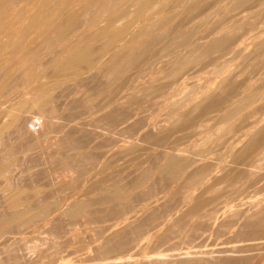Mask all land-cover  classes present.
<instances>
[{
	"label": "rangeland",
	"instance_id": "374dc122",
	"mask_svg": "<svg viewBox=\"0 0 264 264\" xmlns=\"http://www.w3.org/2000/svg\"><path fill=\"white\" fill-rule=\"evenodd\" d=\"M209 1H211V3L214 2L212 0H209ZM224 2L225 0L215 2L213 5V8L217 7L216 5L222 6ZM222 10L223 9L221 8L220 10L221 13H222ZM220 14L217 11L215 14L211 15L210 19L216 22L215 18H217L219 15L220 18L219 17L217 18V22H218V20L223 19L221 18L222 14L221 15ZM213 15L216 17H214ZM223 15H226V14L224 13ZM200 19L201 17H198L195 20L188 22L186 24L185 26L186 29L183 28V32L177 35L175 40H173L174 47H176L175 45H177L179 41L181 42L182 39L186 38L189 35H190L189 36L190 38L192 37L191 39H195V37L204 35V32H206L205 30H208L207 29L208 25L207 23L206 24L201 23ZM190 29L192 30V32L189 31ZM186 30L188 31V33H190L189 35H186L187 33ZM157 39H160V38L158 37ZM162 42L157 43L155 45L154 49L158 55L157 57L155 56L156 58L152 57L151 60L154 59L155 63L153 67H155L156 69L159 70L163 66L164 67L166 66L165 67L166 69L163 68L157 71L154 68L153 70L157 72H156V75H154L155 74L154 72L152 78H150L151 74L148 69H147V72L145 71L146 69L139 70L140 72L139 79L141 78L140 81L142 83L145 82L144 81L145 79L147 80L146 81L147 84L148 82L150 83L155 82L156 85L159 83L163 84L164 81L165 82L170 81V78L167 76L165 78L164 74L166 73L167 75V72L170 70L171 65L175 63V62L172 63L174 59L173 56H175V54L177 55L180 51H182L181 50L182 47L180 46L181 49H179V47L178 49L174 48L173 42H172L171 44H169L172 46L168 45L167 49L168 50L172 49L171 50L172 52L174 50L177 53L175 52L167 53L168 51L166 52V49H164L163 51L162 48H159V47H163ZM164 53H167V54H164ZM159 54L162 56V58L159 57L160 56ZM168 58H172L171 59L172 61L169 62L171 65L168 64L166 61ZM236 59L237 60H234V62L231 63L230 71H232V69L236 67L237 68L239 67L240 70L242 69L241 67H242L243 61L241 62V60L243 59L240 57ZM239 60L240 62H238ZM236 61H237V64L239 63L237 66H236ZM206 62H207V59L205 60L204 63ZM214 63L207 62L205 65L200 62L199 64L191 65V70L189 67V69L185 71L187 72L190 70L189 72L184 74L185 76L184 80L180 79L178 80V83L174 82L168 85L166 84L167 82L164 83L166 84V87H167V88L165 87L166 89H163L161 91V92H164V94L160 92L157 94H153L154 96L156 95L155 97L152 95L150 97L149 96L144 97L143 95H140L139 93V96H137L138 98L135 101L130 102V103H124L123 101L119 102V100L117 101L116 99L114 101L113 100L111 101L110 91L114 90V93H116L115 91H116L117 84L114 82L111 84V86H108L107 84L108 77L105 76L104 74L95 73L97 75H95L96 77H93V79L91 78L89 79V77L93 74L92 72L91 74L90 73L83 74L81 75V77L80 76L78 77L80 80L77 77H76L77 79L71 80V81L76 80V82L74 83L73 82L71 83V81L68 82L69 80L67 81V79H63V81L66 80V82L68 83L64 84V82L62 81L63 82L62 84V82L59 81L62 87L59 83L58 87L59 86L60 87L59 88L56 87V90L54 89L55 91L53 93V97L54 98L56 97L55 99L53 98V101L55 102H54V105L53 104L52 105L54 106L56 110V111L54 110L53 112L56 113L57 115L54 113L53 114L51 113V116L52 117L54 116L53 117L54 119L46 118V121H45L46 124H48V122H53L52 124L53 126L57 128L58 131L56 132H59L58 134L56 132H55L56 134L53 132L52 133L50 132L52 135L49 134V132L48 134H45V135L43 134L41 135L40 133L35 134V135H31V134L28 135L25 132H24L25 134L22 132L14 133L12 132V129L8 126L9 125L8 122L10 120L6 122L9 116L8 117L4 116V118L2 117L1 118L2 123L0 122V127H3L4 132L2 131L1 133L2 135H0V163L5 160H6L5 162L8 161L7 163L9 165V170H8L9 174H7L8 173L7 172L5 176H0V220H2L3 224H5L3 226L5 228H3L2 222L0 223V226H1L0 228L2 229V231L0 230L1 231L0 233V264H14V263L15 264H106V263L107 264H113V263L114 264H118V263L120 264H143V263L144 264H178V263L179 264H207V263L208 264H226L227 263L228 264V262L230 264L232 262H234L232 264H235V263L237 264H264V244L261 245L262 242L264 243V233H263L264 227L259 226V225H253V226L249 225L247 227L245 226V223L246 225H248L247 222H249V220L253 221L256 218V214L259 211H261L262 208H264V205H263L264 204V200H263L264 198V177H263L264 176V159L258 160L260 161V164L255 165L256 167L255 166L251 167V169L255 168V170L253 169L252 171L253 173L250 172L249 175H247V173L244 174L243 175L244 177H242V179H240L241 181L239 180V182L236 181L233 184H229V183L226 184V182L225 183L220 182L219 184L215 182L216 179H212L213 182H215L216 184L215 185L210 184L209 185L210 188L208 189H207L208 184L206 187V182H205V185H203L202 187L203 189L201 188L200 190L196 192V194L198 192H199L198 194H200L199 195L200 197L198 198H200V202H203V205L202 204L200 205L202 206V208L200 207V209H198L199 211L194 210L195 212L192 211L188 213L187 210H189L188 208L189 206L186 207L185 203L186 202L188 203L190 200L188 198H190L189 195L191 193V190L193 191L196 190L194 187L195 185H193L194 183L191 185L184 179L181 180L182 181L181 183L179 179H174L170 175H166L168 174L166 171H164V173L166 172L165 174L162 173L163 171L162 172L157 171L158 170L156 167L158 165L157 162H160L161 157L164 154L163 152L165 151L167 153L171 152L173 154L174 153L179 154V152H181L180 154L182 155L185 152L186 154L184 153L183 157L187 159L188 157H190L189 158V160L191 159L190 161L194 159L202 158L201 161L202 162L205 161L210 165L211 168H215L214 172L216 173L215 166H217L221 162V159L223 161L224 158H226V155L228 153L225 154V151L227 152V150L223 147L224 145L220 144L223 141L218 139L219 136L217 135L218 133H216L218 132V128H216L217 126L214 124L215 119L208 120V118L205 119L204 117L200 119L198 118L194 119L192 118L193 114L192 116L189 115V118L187 119L188 122L186 121L188 125L190 124V128L187 129L188 131L184 130L183 128L181 131H175V132L170 130L171 133L169 137L167 138L168 140L163 143L165 144L163 148L156 147L155 145L151 144L150 142H148V139L146 140L144 135H142L143 130L145 129H149L153 132L157 131L153 129L151 125L154 122H157L159 125H165L166 123L163 121V119L166 117L167 113H173L179 110L190 109V105H192L196 99L198 100L202 97L200 93H202V89L204 90V87H201V84L203 83L202 85L206 86L208 82L214 80L213 73H214V70L215 71L216 69L219 70L218 68L220 67V64H219L220 62H216L217 64L215 63V65H213ZM244 64L246 65L247 62ZM216 65L217 67L219 65V67L218 68L215 67ZM157 66H160V68ZM192 66L194 67L193 71L195 73L192 71ZM143 70L145 72H143ZM163 70L166 72H164ZM198 71L200 73H198ZM160 72L162 74L161 75L162 78L159 79V81H157L156 79L160 78ZM240 72H243V73H240ZM244 73L245 75H243ZM263 73L261 75H263ZM192 75L194 76V78H192L193 77ZM200 75L202 78L200 77ZM246 75H247L246 72L241 70L235 74L236 77L234 76L235 77L234 79L236 82L238 80L239 82H241L242 80H244V78H246ZM189 77L190 79H188ZM255 77H257V74ZM81 79L83 80L81 81ZM88 79L90 82H88ZM150 79H152V81ZM77 80L80 82H78ZM193 80L195 81V83ZM43 81H45V79ZM188 81L190 84L188 83ZM191 81H192V84H191ZM95 82H97L98 84ZM104 82L107 85L104 84ZM63 85L66 88V90L63 87ZM192 85L193 87H191ZM27 86L30 87L31 85L22 83L17 86V89L15 90L16 93H14V96L17 97V94L21 89V91L19 92L20 94H18V97L20 98L16 99V102H17L16 103V102H13L16 97H13L14 100L11 101L9 105L11 106L13 105V103H16L14 104V108L17 107L18 109L19 107H22L24 104V106L22 107L23 109L21 108L20 109L25 114V117H28V118H26L24 121L25 123L23 124V131L27 129L28 121L32 117H38L36 113H32L31 111H28V109H31L30 105L33 103V101H31V97H33L35 94V92H33L34 94L32 93L33 94L32 95L30 94V92L31 90L35 91L33 90L35 89L34 88L35 85L32 84V86L30 87V90L27 91L26 93L25 90L29 89V88H26ZM99 87H101L102 89ZM186 88H188V90H186ZM96 89L97 91H95ZM180 90H182V93H180L181 92ZM187 91L188 92L193 91V93H195L194 95H192L194 99L191 96L190 98L187 97L189 99L182 98L183 97L182 95L185 94L183 92H187ZM214 91L217 93V91L213 88V89H210L209 92H207V94H211L214 96L217 95L216 93H214ZM23 92L26 94H23ZM167 92L169 95L172 94L173 100H168L164 98L165 95H168ZM24 95H26V98H24L25 97ZM111 95L114 96L113 93ZM57 96L59 97L57 98ZM24 100L26 101V103ZM65 110L66 111L68 110V111L66 112ZM97 111L98 112L101 111V112L98 113ZM117 112L123 113L124 116L122 114L123 117L121 116L118 118L119 115L115 116ZM126 114L127 115L130 114V115L127 117L125 116ZM114 118H117V119H114ZM122 118L124 120L125 118L126 119L129 118V119L123 122L124 120ZM3 119L6 121H4ZM197 119L199 120V122ZM174 120L175 119H173L172 122H174V124L177 123V121H174ZM118 121L120 125L119 123H117ZM3 122H4V125L6 123L7 124L4 126ZM121 122H123L124 124ZM100 123H102V125ZM144 123L145 125H143ZM192 123L193 124L195 123V125H193ZM207 124L208 125L211 124L210 126L214 125L215 127L213 128H216L217 131L216 129H213L211 130V132L206 133L207 127H208ZM167 125L169 126V124ZM214 131L216 132L214 133ZM187 132H190L191 134L186 136L185 134ZM210 133H213V135L210 136ZM230 134L231 133H228L226 134V136L229 137ZM154 135L156 136L157 134L154 133ZM161 135L162 134H159L157 136H161ZM183 135L186 137L181 138ZM140 137L141 138L144 137V138L140 139ZM175 140L177 141V143ZM77 143H78V146H75L77 145ZM172 143L173 145L176 144V147H173ZM219 145H221L222 147ZM127 146H129L130 149H128ZM124 148L128 152L124 151ZM79 149L83 152V154L81 153ZM77 150H79L80 152H77ZM219 151H222V152H219ZM78 153H81L82 155L80 154L79 156ZM84 153L85 155L86 154L87 155L85 156ZM89 154L92 157H90ZM88 156L90 157L89 158L90 160L87 159ZM173 156L176 157L177 155H173ZM178 156L182 157L181 155H178ZM83 157L84 159L85 158L86 159L84 160ZM227 158H228V155H227ZM71 163H73V166ZM197 163L200 164L199 162ZM193 165L195 167V165H197L196 162H194ZM231 166L233 167L234 165H231ZM237 167L238 166H236V168ZM97 170L100 171L101 173H99ZM143 170H146V171H143ZM232 170H236V169L233 168ZM156 172H159V173H156ZM145 173L154 174L153 178L150 181H148L145 185H139L140 187L138 186L135 188L134 185L132 186V184L140 181V178ZM109 174H110V177H109ZM90 177H93V179L91 178L92 181H90L91 180ZM245 177L247 179H245ZM100 178H103L104 183L101 182L102 179ZM94 179L96 180V182L94 181L95 183L93 182ZM179 181L180 183H178ZM113 182H117V183L115 184ZM94 184H97V185H94ZM122 184L124 186L123 193L125 195H122L124 196V198L122 197L123 199L120 198L119 196L118 197L120 199H117L118 197L116 196L117 198H115V195H116L115 193H117V189L120 190L119 188H121ZM186 184H188V186ZM224 184L226 186H224ZM105 185L107 186L106 188L104 187ZM190 185L193 186L194 188H190L191 187ZM96 187H98V189ZM102 187H104L105 190L107 189V191H104V188ZM88 188H89L88 190L89 193L87 191ZM101 188L103 192H105L106 194L105 196L108 195L110 199L107 198L108 196L106 197L107 200L101 199V197L102 198L105 197L103 196L104 193L100 192L102 191ZM109 188L111 189L112 192L115 191L112 193V195H114L113 196L114 199L111 198L112 195L109 194V192H111L109 191L110 190ZM127 189L129 190L131 189V190L129 191ZM148 189H150V191ZM24 190H26V192ZM90 190H92L93 193L92 191L90 192ZM94 191L97 192L96 194H100V195L99 196L96 195ZM240 191L241 193L239 194L238 192ZM101 193H102V196H101ZM132 193H134V195ZM24 197H26L27 199H25ZM79 199H83L82 202L84 204L90 201L89 202L90 204L89 203L87 204L90 205L88 209L91 208V210L89 209L90 211L84 212L80 214L81 216L79 215L78 217H75L73 219L68 218L66 215L63 214L64 210H66V208L68 209L69 206L74 201H77ZM97 199L102 202L98 201ZM237 199H240V200H237ZM8 200H10V202ZM11 200L13 202L20 201V200L22 201L28 200L29 201V202L27 201L28 207L30 208L31 212L28 209L27 211L28 215H27L26 214L27 212H24L25 210H27L26 207L23 208L19 204H17L18 207L14 206L12 205L13 202ZM96 200L100 203H98ZM91 203H92V206H91ZM46 204L48 207L47 206L44 207V205ZM46 207L49 208V210H47ZM113 207H115L116 210H114ZM11 208H13V210ZM14 208L16 211L18 209V211L15 212ZM32 208L35 209V211ZM110 208H112L113 210L111 209L109 211ZM124 208L126 209L124 210V212H122L123 213L122 214L121 210H123ZM228 210H231L232 213H228ZM32 211L36 213L34 214ZM234 211L238 213V215L235 216V218L234 216L233 217L230 216L231 214L234 213ZM40 212L43 213V216L46 214L47 215L43 217L40 214ZM184 212H186V214ZM29 213H30V217H29ZM12 214H13V217H15L14 220H12L13 219ZM15 214L16 216H14ZM32 214H33V217H32ZM36 214L38 217L42 216V219L37 218ZM187 214H190V215H187ZM224 214L225 215L228 214L229 216H225ZM10 216L12 217V219L10 218ZM21 216L23 217L22 221L20 218ZM178 216L180 217L179 220H178ZM32 218H34V221ZM35 218H37V220ZM28 220H30L31 222L30 221H29L30 223L27 222ZM144 221H146V223ZM26 222L29 224H27ZM255 226L257 228L259 226L260 229L259 228L257 229ZM131 228L132 230H130ZM134 229L136 230L134 231ZM252 237L255 238L253 239V241L254 242L256 241V242L255 243L253 242L252 244L251 243L247 244L251 241L246 240V238H252ZM120 238L127 239L125 244H122L123 246L118 245V244L116 245V242L119 241ZM258 238L260 239L258 240ZM164 239L165 240L167 239L166 240L167 242ZM129 240L132 242L130 243ZM226 248L228 250H231L233 248L237 251L235 252L227 251L223 253L226 250ZM219 249H221L222 251ZM189 251H192L190 252L191 254L189 253ZM128 257L130 258V260ZM213 257H216V258H213Z\"/></svg>",
	"mask_w": 264,
	"mask_h": 264
},
{
	"label": "bare ground",
	"instance_id": "6f19581e",
	"mask_svg": "<svg viewBox=\"0 0 264 264\" xmlns=\"http://www.w3.org/2000/svg\"><path fill=\"white\" fill-rule=\"evenodd\" d=\"M212 1H214V2L211 3V1H209V0H0V122H1L2 117L4 118V116H7V117L9 116V118H11V119L7 118V121L4 119L3 120L6 122H8V120H10L8 122L9 123L8 126L12 129V132H14V133L15 132H17V133L18 132H20V133L25 132L28 135H30V134L35 135V134H39V133L41 135L42 134L45 135V134H48V132H49V134H51L52 132L55 133L58 130L55 126H53V124H52L53 122H48V124H46L45 121H46V118L49 119V118L54 117V116L53 117L51 116V113L53 114L54 113L53 111L55 110V108L53 106L54 102H55V101H53V98H54L53 93L56 90V87L57 88L60 87V86L58 87V85L60 83L59 81L62 82L63 79H67V81L69 80L68 82H70L71 80L77 79L79 76L81 77V75H83V74H89V73L91 74V72L93 74L89 77V79L90 78L93 79V77H96L95 75H97V74H95V73L104 74L105 76L108 77V81H107L108 86H111V84L114 82L117 84L116 91H115L116 93H114V90L110 91L111 94L112 93L114 94V96H112L110 94L111 101L112 100L114 101L116 99L117 101L119 100V102L123 101L124 103H130V102L135 101L138 98L137 96H139V93H140V95H143L144 97L145 96L150 97L151 95L154 96L153 94L160 93L163 89H166L167 88L166 84L168 85V84L174 83V82L178 83V80H180V79L184 80V78H185L184 74L191 70V65H196V64H199L200 62L202 64H205V65L207 62H212V63L220 62L219 63L220 67L218 65L219 68L217 67V65L215 66L219 70H217L215 68L216 71L214 70V73H213L214 80L212 79L213 81L208 82V84L206 82V84H207L206 86L202 85L203 83L201 84V87H204V90L202 89V93H200L202 97L198 100L196 99L194 101V103L192 105H190V109L179 110L177 112L175 111V112H173L174 114L173 113H167L166 117L163 119V121L166 123L165 125H159L157 122H154L151 125H152L153 129L157 130L156 132H153L149 129H145V130H143V133H142V135H144L145 139L146 140L148 139V142L155 145L156 147H160V148L162 147L163 148V146L165 145L163 143L168 140L167 138L169 137V135L171 133L170 130L175 132V131H181L182 128L184 130H187L190 128V124L188 125V123H187L188 122L187 119L189 118V115L192 116V114H193L192 118H194V119L195 118L200 119L203 117L205 119L208 118V120L209 119H215L214 124L217 126L216 128H218V132H216L217 131L216 128H213V127H215L214 125L210 126L211 124L210 125L207 124L208 127H207L206 133H209V132H211V130L216 129V131H214V133L215 132L218 133L217 134L219 136L218 139L223 141L220 144L224 145L223 147L227 150V152L225 151V154L228 153L227 154L228 158L226 155V158H224L223 161L221 159V162L218 165L216 164L217 165V166H215L216 167V173L214 172L215 168H211L207 162L204 161L205 162L204 163L201 161L202 158L201 159L200 158L194 159V160L190 161L191 160V159L189 160L190 157H188V159L183 157L185 152L182 155V154H180L181 152H179V154L178 153L173 154L170 152L171 153L170 154V153H167L165 151L167 154L165 152H163L164 154L161 157L160 162H157L158 165L156 166L158 169L157 171H161V172L163 171L162 173H164V171H166L168 173L166 175H170L174 179H179L180 181L182 179H184L185 181H187L191 185L194 183L193 185H195L194 187L196 190L195 191L191 190V193L189 195L190 198H188V199H190L189 202L187 203L185 201L187 203V204L185 203L186 207L189 206L188 207L189 210H187L188 213L192 212L194 210H198V209H200V207L202 208V206H200V205L201 204L203 205V202H200V198H198V197H200L199 196L200 194H198L199 192L196 194V192L198 190H200L203 187V185H205V182H206V187L208 184L207 189L210 188V186H209L210 184L215 185L216 183L220 184V182H224V183L226 182V184L227 183L233 184L236 181L239 182V180L242 179V177H244L243 176L244 174L247 173V175H249L250 172L253 171V169L255 170V168L251 169V167H253L257 164H260V161H258V160L264 159V76H263L264 75V73H263L264 72V0H225V2L223 3L222 6L216 5L217 7H215V8H213V5L215 2L224 1V0H212ZM221 8L223 9L222 13L224 12L226 15H223L224 13L223 14L221 13V11H220ZM217 11L219 12V14L220 13L222 14L221 18H223V19L218 20V22H217V18L218 17L220 18V16L218 15V17L215 18L216 22H214V20H211L210 17L212 14H215ZM198 17H201V19H200L201 23H205V24L207 23V25H208L207 29L208 30H205L206 32H204V35L195 37V39H191L192 37L191 38L189 37L190 33H188V31L186 30L187 33L186 32L185 33H186V35H189V36H187L188 38L185 36L186 38L182 39L181 42L177 41L179 39L178 38L176 40L178 43H177V45H175L176 47H174L173 40H175L176 36L183 32V28H185V26L188 22H191ZM214 17H216V16H214ZM212 19H214V18H212ZM189 31L192 32L191 29ZM196 31H198V30H196ZM158 37L160 39H157ZM160 42H162L163 47H159V48H162L163 51H164V49H166V52L168 51L167 53L172 52L171 51L172 49H169V50L167 49V46L169 44H171L172 42H173L174 48L178 49V47H179V49H181V47H182V49H181L182 51H180L177 55L175 54V56H173V54H172V56L174 57L173 61L171 60L172 58H168L166 60L168 64H170L169 62H171V61H172V63L175 62L172 65L170 64L171 68L167 72V75H166V73L165 74L163 73L165 75V78L167 76L170 78V81L171 80L172 81L171 82L166 81L167 83L164 81V83H166V84L159 83L156 85L155 82H151V83L148 82V84H147V82H146L147 80L145 79L144 81L146 83L145 82L142 83L140 81L141 78L139 79V73H140L139 70L146 69L145 71L147 72V69H148L150 71V74H151L150 78L153 77V74L155 72V70H153L155 68V67H153V65H154L155 61H154V59L153 60H151V59H152V57H155V56L157 57L158 54L156 53L154 47L157 43H160ZM175 44H176V42H175ZM169 46H172V45H169ZM174 52L175 51L173 50L172 53H174ZM167 53H164V54H167ZM175 53H177V52H175ZM159 57L162 58L161 55ZM239 57L243 59V60L240 59L241 62L243 61L241 70L245 71L247 75H246V78L243 77L244 80H242V78H241V80H242L241 82H239V80L236 82L234 79L236 77L235 74L241 70L239 69V67L234 68L235 67L234 66L233 67L234 69H232V71H230V69H231L230 67H231V63L234 62V60H237L236 58H239ZM206 59H207V62L204 63ZM240 60L238 62H240ZM246 62H247V64H246L247 66L244 64ZM215 63L213 65H215ZM238 64L236 61V66ZM243 64H244V66H243ZM233 65H234V63H233ZM157 67L160 68V66H157ZM165 67L163 66L160 69H163ZM167 67H169V66H167ZM189 67H190V70L185 72L187 69H189ZM156 70L159 71L158 69H156ZM193 70H194V67L192 66V71ZM196 70H197V68H196ZM145 71L143 70V72H145ZM156 72L154 75H156ZM161 72H160V78L156 79L157 81H159V79L162 78ZM164 72H166V71H164ZM198 73H200V72L198 71ZM240 73H243V72H240ZM262 73H263V75H261ZM256 74H257V77H255ZM243 75H245V73ZM252 75H254V76H252ZM84 76H86V75H84ZM200 77H201V75H200ZM192 78H194V76ZM41 79H43V80L45 79V81H43ZM89 79H88V82H90ZM104 79H106V78H104ZM188 79H190V77ZM82 80L83 79H81V81ZM150 80L152 81V79H150ZM236 80H237V78H236ZM189 81H188V83H189ZM63 82H64V84L68 83V82H66V80ZM63 82H62V84H63ZM72 82L74 83V82H76V80L71 81V83ZM78 82H80V81H78ZM105 82H104V84H106ZM22 83L30 84L31 86H32V84L35 85L34 86L35 89H33L35 91L31 90V92H30V94L35 92V94L33 93L34 96L31 97V101H33V103L30 105L31 109H28V111H31L32 113H36L38 115V117L41 119V123H42L41 128L35 132H31L28 129L23 131V124L25 123L24 121L26 118H28V117H25V114L21 111V109H23L22 107L24 106V104L22 107L18 106L19 107L18 109H17V107L14 108V104L17 103L16 99L20 98V97H18V94H20L19 92L21 91V89L18 92L17 97L14 96V93H16L15 90L17 89V86L19 84H22ZM95 83H97V82H95ZM144 83L147 85H145ZM194 83H195V81H194ZM191 84H192V81H191ZM196 84H197V82H196ZM60 85H61V83H60ZM75 85H76V83H75ZM20 86H22V85H20ZM28 86L26 88H29V89L25 90L26 93H27V91L30 90V87H31V86L30 87H28ZM61 87H62V85H61ZM63 87H64V85H63ZM191 87H193V85ZM99 88H101V87H99ZM213 88L217 91V93L214 91V93H216L217 95L214 96L211 94H207V92H209V90L213 89ZM177 89H179V88H177ZM18 90H19V88H18ZM65 90H66V88H65ZM186 90H188V88H186ZM95 91H97V89ZM180 91H181L180 93H182V90H180ZM26 93L23 92V94H26ZM161 93L164 94V92H161ZM183 93H185V94L182 95L183 97L182 96L181 97L184 99L187 97L190 98V96L192 97V95L195 94V93H193V91H189V92L187 91V92H183ZM214 93H212V94H214ZM21 94H22V92H21ZM68 94H69V92H68ZM167 94H168V92H167ZM24 96L23 97L26 98V95H24ZM13 97H16L15 100L13 99ZM58 97L59 96H57V98ZM164 98H166L168 100H173L172 94L165 95ZM189 98H187V99H189ZM11 101L16 102V103H13V105H11L13 107L9 106ZM26 101H27V99H26ZM26 101H25V103H26ZM107 101H108V99H107ZM148 101H150V100H148ZM19 102H21V101H19ZM30 106H29V108H30ZM55 106H57V105H55ZM185 107H186V105H185ZM56 109H57V107H56ZM100 112H98V113H100ZM23 114H24V116H23ZM54 114H56V113H54ZM122 114L123 113H121V112L120 113L117 112L115 114V116L119 115L118 116V118H119L122 116ZM129 115L126 114L125 116L128 117ZM123 116H124V114H123ZM175 117L177 118V120ZM126 118H125V120H128L130 117L128 119H126ZM56 119H57V117H56ZM114 119H117V118H114ZM114 119H113V121H114ZM173 119H175L174 121H177V123L174 124V122H172ZM125 120L123 122H125ZM50 121H51V119H50ZM123 122H121V123H123ZM198 122H199V120H198ZM117 123H119V121ZM70 124H72V123H70ZM100 124L102 125V123H100ZM167 124H169V126ZM3 125H4V122H3ZM56 125H58V124H56ZM119 125H120V123H119ZM143 125H145V123ZM193 125H195V123ZM203 127H205V126H203ZM101 128H103V127H101ZM114 128H115V126H114ZM2 131H3V127H0V135H2L1 134ZM66 132H67V130H66ZM56 133L58 134L59 132H56ZM154 133H156L157 135H159V134H162V135L161 136H157V135L155 136ZM228 133H231L229 137L226 136V134H228ZM66 134H68V133H66ZM189 134H191V133L187 132L185 135L188 136ZM137 135H138V133H137ZM211 135H213V133H210V136ZM186 136L183 135L181 138L186 137ZM177 137H178V135H177ZM83 138H84V136H83ZM143 138L140 137V139H143ZM206 139H208V138H206ZM169 142H170V140H169ZM176 143H177V141H176ZM216 143H218V142H216ZM172 145H173V143H172ZM174 145H173V147H176V144H174ZM75 146H78V143ZM219 146H221V145H219ZM127 147H128V149H130L129 146H127ZM165 148H167V147H165ZM71 149H72V147H71ZM75 149H77V148H75ZM79 150H77V152L81 151V150L80 151ZM124 151H127V150L124 148ZM219 152H222V151H219ZM81 153L83 154L82 151H81ZM81 153H78L79 156ZM116 154H117V152H116ZM172 154L177 155V156L175 157ZM84 155H85V153H84ZM178 155H181L184 159L182 157H179ZM223 156H225V155H223ZM90 157H92V156L90 155ZM90 157L88 156L87 159H89ZM83 159H84V157H83ZM94 160H95V158H94ZM5 161H2L0 163V176H5L9 170V165L7 163L8 161L7 162H5ZM200 161H201V163H200ZM194 162H196V164H197V165H195V167L193 165ZM197 162H199L200 164H198ZM71 164L73 166V163H71ZM97 165H99V164H97ZM231 165H234V166L232 167ZM211 166H212V164H211ZM236 166H238V167L236 168ZM233 168L236 170H232ZM67 169H68V167H67ZM143 171H146V170H143ZM98 172L101 173L100 171H98ZM161 172H160V174H161ZM116 173H118V172H116ZM156 173H159V172H156ZM7 174H9V172ZM96 174H97V172H96ZM153 175L154 174H152V173H145L140 178V181L132 184V186L134 185V187L136 188L139 185H145L148 181H150L153 178ZM93 177H90V179L91 178L93 179ZM109 177H110V174H109ZM246 177H245V179H247ZM92 179L90 181H92ZM100 179H102V181L100 180L101 182L104 181L103 178H100ZM212 179H216V181H215L216 183L213 182ZM94 181L96 182L95 179L93 180V182ZM98 181H99V179H98ZM180 181L178 183H180ZM101 182H100V184H101ZM175 182H177V181H175ZM113 183L116 184L117 182H113ZM113 183H111V184H113ZM181 183H182V181H181ZM94 185H97V184H94ZM186 185L188 186V184H186ZM224 186H226V185L224 184ZM247 186H248V184H247ZM104 187L106 188L107 186L105 185ZM104 187H102V188H104ZM180 187H182V186H180ZM194 187L191 186L190 188H194ZM18 188H19V186H18ZM96 188L98 189V187H96ZM102 188H101V190H102ZM105 188H104V191H107V189L105 190ZM123 188H124V186L122 184L121 188H119L120 190L117 189V193H115L116 194L115 198H117L118 196L120 198H122V197L124 198V196H122V195H125L123 193L124 192ZM6 189H7V187H6ZM225 189H226V187H225ZM88 190H89V188L87 189V191ZM127 190H129V189H127ZM148 190L150 191V189H148ZM230 190H231V188H230ZM24 191L26 192V190H24ZM91 191L92 190H90V192ZM109 191H111V189ZM100 192H103V190ZM113 192H115V191H113ZM113 192L111 191V192H109V194L112 195ZM151 192H149V193H151ZM88 193H89V191H88ZM92 193H93V191H92ZM96 193L97 192H95V194ZM103 193H104L103 196H105L106 195L105 192H103ZM238 193L240 194L241 191ZM132 194L134 195V193H132ZM96 195L99 196L100 194H96ZM101 196H102V193H101ZM107 196H105L103 198L101 197V199L107 200V198H109V196L108 197ZM113 196L114 195H112L111 198H113ZM130 196H129V198H130ZM201 196H203V195H201ZM14 197H16V196H14ZM100 197H98V198H100ZM119 197L117 199H120ZM24 198L27 199L26 197H24ZM109 199H108V201H109ZM242 199H243V197H242ZM82 200L83 199H79L77 201H74L69 206L68 209L66 208V210H64L63 214L66 215L68 218L73 219L75 217H78L80 214H82L84 212L90 211L91 208H89L90 210L88 209V207H90V205H89L90 201L87 202L89 204H87V203L84 204L82 202ZM237 200H240V199H237ZM263 200H264V198H263ZM8 201L10 202V200H8ZM27 201L28 200H25V201L20 200V201H16V202L12 201L13 202L12 205L17 206V204H19L23 208L26 207L27 210H25L24 212H27L28 209L31 212L30 208L28 207L29 201L28 202ZM98 201H100V200H98ZM58 202H60V201H58ZM100 202H102V201H100ZM100 202H98V203H100ZM45 206H47V204L44 205V207ZM91 206H92V203H91ZM47 207H46V209L49 210V208H47ZM11 209L13 210V208H11ZM111 209L112 208H110L109 211ZM113 209L116 210L115 207H113ZM125 209L126 208L121 210V213L124 212ZM14 210H15V208H14ZM33 210L35 211V209H33ZM218 210H220V209H218ZM17 211H18V209H17ZM17 211L15 210V212H17ZM184 213L186 214V212H184ZM228 213H232L231 210H228ZM234 213H236V212L234 211ZM234 213L231 214L230 216L231 217L234 216V218H235V216H237L238 213H236V214H234ZM254 213H256V212H254ZM259 213H260V215H259ZM26 214L28 215V212ZM40 214L43 216V213L40 212ZM207 214H209V213H207ZM46 215H44V216H46ZM187 215H190V214H187ZM193 215H194V213H193ZM14 216H16V214ZM36 216H37V214H36ZM42 216H40V217L37 216V218L42 219ZM225 216H229V215L227 214ZM12 217H13V214H12ZM12 217L10 216L11 219H12ZM29 217H30V213H29ZM32 217H33V214H32ZM117 217H119V216H117ZM20 218L22 221L23 217L21 216ZM37 218H35V219L37 220ZM179 218L180 217L178 216V220H179ZM14 219H15V217H13L12 220H14ZM27 219H29V218H27ZM32 219L34 221V218H32ZM7 220H8V218H7ZM30 220H28L27 222H29ZM153 221H154V219H153ZM1 222H2V220H0V223ZM144 222L146 223V221H144ZM29 223H27V224H29ZM247 223H248V225H246V223H245L246 227L249 225H251V226L259 225V226L264 227V208H262V210L256 214V218L253 221L249 220V222H247ZM4 225L5 224H3V222H2V227ZM143 225H144V223H143ZM140 226H142V225H140ZM259 226H258V228H259ZM239 227H240V225H239ZM3 228H5V227H3ZM132 228H134V227H132ZM132 228L130 230H132ZM140 228H142V227H140ZM150 228H152V227H150ZM253 229H255V228H253ZM0 230L2 231L1 228H0ZM135 230L136 229H134V231ZM1 231H0V233H1ZM131 232H133V231H131ZM263 233H264V229H263ZM121 239L122 238H120L119 241L116 242V245L118 244V245L123 246L122 244H125L127 239H122V240ZM253 239H255V238H253V237L252 238H246V240L251 241L247 244H250V243L252 244L254 242ZM259 239L260 238H258V240ZM129 241H128V243H129ZM131 242L132 241H130V243ZM160 242H162V241H160ZM260 242H262V241H260ZM263 244L264 243L262 242L261 245H263ZM257 245H258V243H257ZM259 246H260V244H259ZM172 249H174V248H172ZM219 250H221V249H219ZM217 251H218V249H217ZM227 251L235 252L237 250H235L233 248L231 250H228L226 248V250L223 253H225ZM190 252H192V251H189V253ZM184 253H185V251H184ZM189 253H188V255H189ZM236 254H237V252H236ZM220 255H218V256H220ZM213 258H216V257H213ZM129 260H130V258H129ZM211 260H209V261H211ZM209 261H207V262H209ZM130 263H131V261H130ZM221 263H222V261H221ZM232 263H234V262H232ZM118 264H120V263H118ZM228 264H230V263L228 262ZM235 264H237V263H235Z\"/></svg>",
	"mask_w": 264,
	"mask_h": 264
},
{
	"label": "built area",
	"instance_id": "2783aa9c",
	"mask_svg": "<svg viewBox=\"0 0 264 264\" xmlns=\"http://www.w3.org/2000/svg\"><path fill=\"white\" fill-rule=\"evenodd\" d=\"M41 119L39 117H32L27 124V129L31 132L38 131L41 128Z\"/></svg>",
	"mask_w": 264,
	"mask_h": 264
}]
</instances>
